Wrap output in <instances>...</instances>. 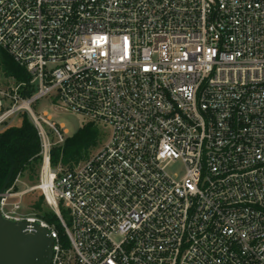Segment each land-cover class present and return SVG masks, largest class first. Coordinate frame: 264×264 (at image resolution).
I'll list each match as a JSON object with an SVG mask.
<instances>
[{"label": "built area", "instance_id": "1", "mask_svg": "<svg viewBox=\"0 0 264 264\" xmlns=\"http://www.w3.org/2000/svg\"><path fill=\"white\" fill-rule=\"evenodd\" d=\"M0 48L35 87L24 98L0 75V130L30 113L32 189L67 243L25 191L8 188L0 210L48 228L50 264H264V0H0ZM53 90L109 128L73 167H53L66 131L31 106Z\"/></svg>", "mask_w": 264, "mask_h": 264}, {"label": "trees", "instance_id": "2", "mask_svg": "<svg viewBox=\"0 0 264 264\" xmlns=\"http://www.w3.org/2000/svg\"><path fill=\"white\" fill-rule=\"evenodd\" d=\"M0 75L2 78L17 84L25 83L19 90L24 98H30L34 95L35 87L30 83L31 74L25 67L16 62L9 52L1 48ZM18 117L19 123L13 121L0 130V189L11 167L10 159L5 152H8L14 160V171L7 189L11 188L18 178H26L30 182H36L40 178L42 156L40 155L41 140L38 129L28 111H21ZM106 135L107 131L104 125L89 120L72 136L65 138L62 144L53 146L51 156L53 167L60 164L63 167H73L80 161L87 159L95 149L101 147ZM30 209L27 211L35 213L51 224L59 232L62 242L67 243L68 238L60 217L55 209L48 204L42 191ZM61 212L67 219V211L63 206H61Z\"/></svg>", "mask_w": 264, "mask_h": 264}, {"label": "water", "instance_id": "3", "mask_svg": "<svg viewBox=\"0 0 264 264\" xmlns=\"http://www.w3.org/2000/svg\"><path fill=\"white\" fill-rule=\"evenodd\" d=\"M10 159V171L0 189V203L14 171ZM54 238L48 228L39 223L29 225L26 221L6 219L0 210V264H50L53 257Z\"/></svg>", "mask_w": 264, "mask_h": 264}, {"label": "rangeland", "instance_id": "4", "mask_svg": "<svg viewBox=\"0 0 264 264\" xmlns=\"http://www.w3.org/2000/svg\"><path fill=\"white\" fill-rule=\"evenodd\" d=\"M3 81L5 80L2 78V82ZM57 95V90H53L51 95L42 97L37 100L32 105V108L36 114L48 113L52 117V121L59 124L60 126H63L64 130L66 131L65 136L67 138L72 136L75 132L79 130L80 127L87 123L89 121V118L79 113L58 108L56 102L54 101V98ZM10 121L19 123L20 119L17 115L14 116ZM108 130L109 128H106V131ZM52 140L55 141L53 134ZM96 150L97 149H95L94 151ZM182 169L183 165L181 162H176L169 168L170 172L173 174L182 173ZM38 182L39 180H37L36 182H30L26 178H18L12 184V187L15 192H26L23 196L25 211L31 210L30 206L41 195V191L39 189H32L34 186L37 185Z\"/></svg>", "mask_w": 264, "mask_h": 264}, {"label": "crops", "instance_id": "5", "mask_svg": "<svg viewBox=\"0 0 264 264\" xmlns=\"http://www.w3.org/2000/svg\"><path fill=\"white\" fill-rule=\"evenodd\" d=\"M13 122V121H12Z\"/></svg>", "mask_w": 264, "mask_h": 264}]
</instances>
